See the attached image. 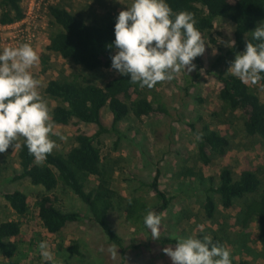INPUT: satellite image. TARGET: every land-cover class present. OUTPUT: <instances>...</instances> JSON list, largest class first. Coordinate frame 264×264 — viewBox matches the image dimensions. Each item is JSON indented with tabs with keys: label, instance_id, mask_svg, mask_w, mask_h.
<instances>
[{
	"label": "rangeland",
	"instance_id": "1",
	"mask_svg": "<svg viewBox=\"0 0 264 264\" xmlns=\"http://www.w3.org/2000/svg\"><path fill=\"white\" fill-rule=\"evenodd\" d=\"M34 1L40 0H23L25 14ZM45 1L37 13L38 40L31 44L40 59L31 72L40 81L41 95L52 109L58 103L45 92L51 81L78 75L104 86L117 78L119 73L114 69L87 72L49 51L50 37L60 31L59 27L51 24L49 6L69 4L75 15L91 22L108 14L127 10L133 0ZM233 34L232 23L218 20L212 34L205 39L208 46L201 56L202 68L196 67L190 74L181 71L173 80L160 82L152 88L156 107L163 106L167 114H153L141 121L125 120L119 124V135L106 134L95 141L102 150L105 166L112 171L113 189L121 196H143L151 202L153 194L148 185L159 175L161 190L172 199L169 208L162 214L158 240L153 239L151 231L144 232L129 224L120 211L109 216L110 225L127 245L138 247L127 253V264H173L164 249H174L179 240L198 238L200 234L211 238L219 236L223 240V246L231 252L232 260L236 262L264 264V246L258 240L256 221L245 225L240 216L245 208V199L240 200L232 209L225 210L217 196L218 210L213 219L207 218L202 207L204 186L209 185L211 177L218 178L225 168L234 172L236 180L243 171L256 172L263 182L259 195L264 194V139L247 136L243 132L242 113L237 112L234 117L224 115L218 100L222 85L217 75L231 74L228 72L236 56L224 57L216 66L215 64L222 56L219 49L227 50L232 45ZM13 35H17L16 29L0 26V52L6 47H19L26 43L24 39L13 40ZM212 39L217 43H213ZM248 84L264 103V90L259 82ZM214 112L218 113L217 117L213 116ZM112 122L111 113L105 110L104 125L111 128ZM192 125L198 129L209 125L212 129L229 135L232 141L227 153L213 157L210 165H204L196 157L198 138ZM80 128L90 136L96 135L98 130L96 126L88 124H80ZM55 131L57 135L52 139L59 145L56 150H70L75 129L72 126H56ZM61 135L67 137V140H61ZM18 151L19 148L14 151L10 147L7 152L0 153V224L18 221L22 228L17 256L9 261L0 254V264H43L46 261L41 257L38 247L42 241L48 242L49 250L54 254V264H121V250L116 247L115 256L108 251L113 244L102 228L91 221L87 206L71 191L56 192L60 199L58 207L65 212L79 213L83 220L71 224L58 235L48 233L36 217L37 195L43 193L44 189L29 181L11 182L15 173L20 170ZM188 172L193 174V180L179 178L181 173ZM16 190L29 197L31 212L28 216L17 215L4 198L5 194ZM251 198L248 197L247 200ZM74 243L79 244L81 255L69 251Z\"/></svg>",
	"mask_w": 264,
	"mask_h": 264
},
{
	"label": "trees",
	"instance_id": "2",
	"mask_svg": "<svg viewBox=\"0 0 264 264\" xmlns=\"http://www.w3.org/2000/svg\"><path fill=\"white\" fill-rule=\"evenodd\" d=\"M22 2L23 0H0V26L13 25L23 20L25 11ZM167 2L175 13L188 12L193 15L204 40L212 34L218 20L233 24L235 43L227 50L219 49L222 56L215 66L224 57L242 54L248 42L258 43L253 39L252 32L264 23V0ZM119 13L108 14L100 20L89 22L75 15L69 4L51 5L48 8L51 24L59 27L60 31L50 37L48 50L87 72L113 70L111 58L116 53L115 24ZM212 42L217 43L213 39ZM193 63L198 69L202 68V57H197ZM217 77L222 85L218 93L221 112L229 117L241 112L243 132L249 137L264 139V103L260 97L251 90L248 83L242 82L233 74H218ZM259 84L264 90V80L259 81ZM151 90L131 83L130 76L120 74L104 86L78 75L51 81L45 92L58 103L51 109L54 123L58 127L72 126L75 129L73 146L63 152L54 149L43 161H37L22 140L18 151L20 170L11 179L12 183L29 181L44 189L43 193L37 195L36 217L52 235H58L71 224L83 220L79 213L65 212L58 207L60 199L56 192H73L87 206L91 221L102 228L109 241L121 250V264H127V253L138 247L127 245L110 225L109 216L120 211L129 224L150 232L144 224V217L149 211L163 214L172 199L161 190L159 175L148 185L153 194L151 202L143 196H121L113 189L112 171L105 166L102 150L95 141L106 134L119 135V124L125 120L141 121L153 114H167L163 106L156 107ZM105 110L112 115L111 128L103 123ZM213 116L217 117L218 113L214 112ZM80 124L96 126V135H88L80 128ZM191 128L198 138L196 157L204 165H210L213 157L227 153L232 141L229 135H224L209 125H204L202 129L195 125ZM179 178L193 180L194 177L188 172L181 173ZM262 185L256 172L243 171L236 180L232 170L223 169L218 178L211 177L209 185L203 188L202 207L207 218L213 219L218 210L217 196L225 210L232 209L240 200L245 199V208L240 216L245 225L256 221L258 240L264 246V194L259 195ZM248 197L252 198L247 200ZM4 198L17 215L25 217L30 214L31 206L26 193L16 190L5 194ZM21 233V223L18 221L0 224V254L3 258L11 261L17 256ZM204 236L206 235L200 234L198 238L203 239ZM212 240L223 246V240L219 236L215 235ZM69 251L81 255L78 243H74ZM232 264L249 263L232 260Z\"/></svg>",
	"mask_w": 264,
	"mask_h": 264
},
{
	"label": "clouds",
	"instance_id": "3",
	"mask_svg": "<svg viewBox=\"0 0 264 264\" xmlns=\"http://www.w3.org/2000/svg\"><path fill=\"white\" fill-rule=\"evenodd\" d=\"M196 23L191 13H175L167 0H133L116 20L112 68L121 76H130L131 83L149 89L173 80L181 71L194 72L197 66L193 61L204 55L208 46ZM252 34L258 43L248 42L246 50L231 62L228 73L244 83L256 84L264 80V24ZM39 59L29 43L0 52V153L20 148L18 141L23 139L29 153L43 161L59 145L52 139L57 133L50 105L31 72ZM59 138L67 140L63 135ZM144 224L158 240L162 214L149 211ZM38 247L41 257L54 264L48 242L42 241ZM108 251L115 256L116 246ZM164 252L173 264H232L229 249L213 243L210 236L181 239L174 249L165 248Z\"/></svg>",
	"mask_w": 264,
	"mask_h": 264
},
{
	"label": "built area",
	"instance_id": "4",
	"mask_svg": "<svg viewBox=\"0 0 264 264\" xmlns=\"http://www.w3.org/2000/svg\"><path fill=\"white\" fill-rule=\"evenodd\" d=\"M35 3H32L29 8L28 12L25 14L22 21L17 22L13 25L9 26H2L5 29H16L17 35H13L12 39H24L26 43L34 44L38 37L36 35V32L38 31V25H37V13L41 10L43 3H45V0H40L38 2L34 1ZM49 3L50 0H47ZM50 7V6H49ZM30 33V34H29ZM9 46V45H8Z\"/></svg>",
	"mask_w": 264,
	"mask_h": 264
}]
</instances>
